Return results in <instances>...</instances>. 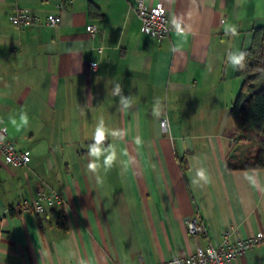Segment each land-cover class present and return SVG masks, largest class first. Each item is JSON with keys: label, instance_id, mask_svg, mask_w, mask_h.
<instances>
[{"label": "crops", "instance_id": "obj_1", "mask_svg": "<svg viewBox=\"0 0 264 264\" xmlns=\"http://www.w3.org/2000/svg\"><path fill=\"white\" fill-rule=\"evenodd\" d=\"M138 1L0 0V127L31 156L12 167L0 155V264H153L216 245L227 230L232 241L264 232V168H229L250 153L231 118L242 81L229 56L251 46L239 21L253 1L142 0L184 26V37L173 28L162 41L142 33ZM16 8L62 23L17 27ZM41 191L64 203L45 204L41 220L18 211ZM194 218L207 229L197 239ZM227 264H264V243Z\"/></svg>", "mask_w": 264, "mask_h": 264}, {"label": "built area", "instance_id": "obj_2", "mask_svg": "<svg viewBox=\"0 0 264 264\" xmlns=\"http://www.w3.org/2000/svg\"><path fill=\"white\" fill-rule=\"evenodd\" d=\"M134 12L140 20L143 34L157 41H162L170 36L173 30V23L168 18L167 10L162 4L150 6L140 0L136 4ZM10 21L13 25L21 28L40 25L56 27L62 23V16L50 13L45 18H41L22 8H16L10 16ZM86 28L92 39L98 36L100 30L96 24H88ZM99 51L102 52V47ZM91 66L96 68L97 64L92 63ZM161 126L165 130L168 128L167 119L161 121ZM0 155L5 163L12 167H24L31 161L29 153L17 149L16 143L8 138L6 127H0ZM63 203L64 196L62 194L41 191L36 199H23L17 209L19 212L38 214L44 211L45 204L53 206ZM187 224L189 234L195 239L207 234L205 225L199 222L198 219H189ZM234 234H236L234 230H227L223 233L221 241L216 245H208L205 248L198 247L196 252L190 256H176L153 264H227L244 254L247 250L264 243V232H258L246 239L237 237L236 240L232 241L231 237Z\"/></svg>", "mask_w": 264, "mask_h": 264}, {"label": "trees", "instance_id": "obj_3", "mask_svg": "<svg viewBox=\"0 0 264 264\" xmlns=\"http://www.w3.org/2000/svg\"><path fill=\"white\" fill-rule=\"evenodd\" d=\"M90 12L94 14L92 7ZM252 33L251 46L242 50L246 53V66L237 70V76L242 84L230 113L239 134V141L246 143L248 149L255 148L256 151L254 155L250 154V157L237 163L233 162L231 157L229 168L233 170L264 168V25L254 27ZM90 146L97 145L94 142ZM180 162L186 172L188 170L186 159L182 158ZM11 212L15 214L13 208ZM42 214L44 211L37 214L39 220L42 219Z\"/></svg>", "mask_w": 264, "mask_h": 264}, {"label": "clouds", "instance_id": "obj_4", "mask_svg": "<svg viewBox=\"0 0 264 264\" xmlns=\"http://www.w3.org/2000/svg\"><path fill=\"white\" fill-rule=\"evenodd\" d=\"M173 28H174L175 33L178 37H184L185 36L184 26H183L181 21L177 20L173 24ZM231 31H233L235 33L236 29L233 27L231 29ZM245 60H246V53H244L242 51H239L238 54L233 53L232 55L229 56V61H230L231 66L237 70H240L246 66ZM11 123L13 125H15L14 120H12ZM105 139H106V136H105V132H104L103 127L102 126L97 127V129L95 131V135H94L95 144L97 146H88L90 156L99 157L102 154V149L98 146L101 145L105 141ZM115 157H116V153H115V151H113L111 155H109L105 158L104 165L106 168H110L112 166V164L115 160ZM96 167H97V165L95 162L90 163L88 165V168L90 171H95ZM197 176H199V178L201 180L205 181L206 183L210 182V176H208L206 174V170L198 171Z\"/></svg>", "mask_w": 264, "mask_h": 264}, {"label": "rangeland", "instance_id": "obj_5", "mask_svg": "<svg viewBox=\"0 0 264 264\" xmlns=\"http://www.w3.org/2000/svg\"><path fill=\"white\" fill-rule=\"evenodd\" d=\"M252 1L253 4L250 13H248L245 16L243 13H241V19L239 21V24L241 25L240 27L246 28V30H244L245 31L244 33L246 34H248V30H251L252 32V29L254 27L264 25V0H252ZM247 24L249 26H247ZM248 151L250 152L249 155L250 154L252 155L251 153L252 149H248ZM249 155L235 154L233 156V162L237 163L240 160H244L248 158Z\"/></svg>", "mask_w": 264, "mask_h": 264}]
</instances>
